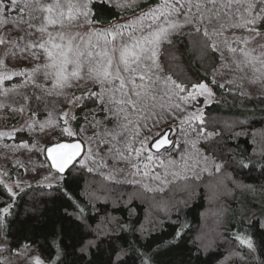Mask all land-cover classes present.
Returning <instances> with one entry per match:
<instances>
[{"label": "snow or ice", "instance_id": "obj_1", "mask_svg": "<svg viewBox=\"0 0 264 264\" xmlns=\"http://www.w3.org/2000/svg\"><path fill=\"white\" fill-rule=\"evenodd\" d=\"M95 3L96 0H0V29H6L0 34V48L4 49L3 56L0 57V84L12 81L13 77H25L23 81L10 88L0 89V96L7 97L9 94L22 96L25 104L10 107L9 110L24 114L27 109L31 122L26 121L25 125L29 131H35L37 124L41 131L46 127L60 129L59 136L54 142L48 140L38 149L46 154V161L41 167L48 170L39 183L47 182L49 188L53 187L51 182L54 180L72 178L78 171L77 165L83 169L89 160L95 162V157L100 156L101 151L111 154L114 149L112 141L128 132L129 125H132L134 134L129 136L125 143L127 155L116 149L119 160L126 161L131 156L140 157L150 148L155 149L156 155H159L161 149L168 151L167 146H175V141L171 137V127L166 128L165 125L169 124L170 119L175 118L174 110L187 112L201 97L204 98L205 104L214 100L215 92L209 83L200 80L187 85L173 79L171 75H162L160 58L163 55V46L172 45V38L175 35L198 37L196 43L204 55L219 53L221 63L218 68L213 69L212 85L217 84V75H222L221 70L226 69L229 72L240 73L239 82L226 80L219 83L221 89L233 85L236 90H240V95L251 98L248 92L241 90L244 82L264 87V51L257 54L255 49L249 48L254 40L264 36L262 31L264 0H153L151 5L141 9L132 19L123 24H111L106 28L97 27L100 21L94 18ZM99 3L101 5L115 3L119 8H135L139 0H99ZM34 12L41 15L36 17L33 15ZM35 19H40L39 27L32 23ZM21 24H27L29 29L35 28L41 33V37L36 41H25L22 36L12 39L10 36L12 28L19 30ZM9 25L12 28H9ZM73 27H87L86 35L95 36L98 41L103 38L102 50L93 51L99 44H93L91 39L84 42L83 47L80 43H75L77 37L83 40L80 33L68 34L64 31L65 28ZM52 31L56 32L55 36ZM45 34L47 39H44ZM27 35L31 36L33 33L28 32ZM109 46L113 53L118 52V61L109 53ZM260 47L264 48V45ZM36 49L42 50V62L41 56L34 51ZM225 51L228 57H225ZM9 59L35 60L37 63L30 69L17 70L12 67L10 70ZM160 83L164 86L163 93L167 97V104L156 103L158 99L156 85ZM25 88L32 89L31 96L21 91ZM261 95H264V92ZM33 100L36 102V108L32 107ZM50 103L58 107L50 109ZM40 104H43L47 111V117L43 122L31 119L38 114ZM90 104L92 107H89ZM3 107L5 105L0 103V108ZM77 109L84 110V123L80 124L79 131L71 124L78 119ZM101 112L104 114L102 120L97 118ZM132 115L137 117L135 122L130 119ZM113 119L116 121L115 131L105 126L103 133L93 131L92 135L87 134L89 129H98ZM60 121H63L62 125ZM184 123L188 124L198 138L212 142L219 137L225 141L224 147H227V139H236L243 134L234 131V125L228 123L224 125L223 130L209 132L204 112L199 107L181 120V124ZM193 124L196 126L193 127ZM153 128L159 130L153 133ZM142 129H146L148 134L142 136ZM23 130L21 127L8 133L0 131V138L6 135L11 137ZM225 131L229 133L228 136H225ZM181 132L188 135L183 127ZM108 137L110 139H107ZM133 140L140 146L134 147ZM187 143L189 142L186 141ZM196 143L197 141H192L191 146L196 148ZM17 148L32 150L29 143L24 141H21ZM217 151H220V155H217ZM207 152V149L205 151L197 149L198 158L195 166L191 168L192 178L196 180L200 179L199 173L196 172L197 167L201 173L219 175L224 173L229 164V159L224 157L219 148L211 151L210 155L206 154ZM229 152L231 153L230 149ZM259 154L264 159V148ZM146 159L152 161L154 156L147 155ZM182 159L185 158L182 156ZM101 161V166L107 167L102 156ZM231 162L241 169L252 167L251 157L243 154L237 158L235 153H231ZM168 163L175 164L176 161L169 160ZM163 165L164 161L161 160L160 166ZM131 167L137 166L132 163ZM93 170L91 167L88 168L89 172ZM261 171L264 172V164L261 165ZM144 175H148V172ZM225 175L227 179H232L231 175ZM0 176H8V173L0 172ZM105 178L114 179L111 176ZM180 178L189 179L188 176ZM154 179L160 177L156 176ZM21 183L19 180L13 184L0 179V194L6 195L13 202L0 205V227L12 214L11 209L18 195L15 189L23 191ZM246 187L255 191L251 186ZM144 189L153 190L147 185H144ZM87 195L91 197L93 194ZM65 196L67 200H73L70 193H65ZM70 206L72 211L65 208L64 215L74 220H83L85 206L80 202H74ZM186 227V223L180 225L175 239L182 238V230ZM261 227H264V224ZM144 230L142 225L141 231ZM236 239L247 249L255 250L253 239L247 234H237ZM93 246H96L95 240H84L81 242L80 252H87ZM4 250L0 248V252ZM10 251L18 258L17 264H54L50 260L42 259L39 254L33 255L31 245L28 243ZM59 254L58 247L57 257ZM124 255L125 251L122 248L113 250V256L109 257L108 264H124L122 259ZM141 256L147 257L141 259V264H151V257L147 253H141ZM0 264H6V261L0 259ZM60 264H63V261Z\"/></svg>", "mask_w": 264, "mask_h": 264}, {"label": "trees", "instance_id": "obj_2", "mask_svg": "<svg viewBox=\"0 0 264 264\" xmlns=\"http://www.w3.org/2000/svg\"><path fill=\"white\" fill-rule=\"evenodd\" d=\"M152 3L153 0H139L135 8H119L116 4L110 6L96 2L94 18L100 21L99 26H107L124 15L146 9ZM172 39V45L163 46L160 58L162 75H171L187 85L200 80L209 83L217 100L202 108L207 130H223L228 123L234 125V131L243 133L236 139H227V147L219 137L212 142L198 140L201 151L207 149L206 154L210 155L219 148L229 159L224 173L220 174L223 176L215 178L226 184V191L214 209L218 230L211 234H208L209 230L206 232L210 238L207 239L208 246H203L206 242H202L199 234L202 222L210 213L208 202L212 195L207 181L213 178L212 175L199 180H179L174 188L150 195L145 194L141 186L109 180L98 171L89 172L88 168L80 169L77 165L78 171L72 178L66 177L51 188L35 185L17 192L12 214L0 227V248L5 249L0 252V259L12 257L10 249L28 243L42 259L54 264L61 261L63 264H108L113 250L121 248L125 251L124 264H141V259L147 258L141 253L151 257V264H226L228 260L232 261L231 264H264V227H261L264 224V172L261 171L264 159L259 154L264 148V98L255 94L249 98L240 92L228 91L226 87L221 89L218 83L212 85L213 69L221 63L219 53H201L196 43L198 37L182 34ZM21 81L17 78L3 85L10 88ZM21 91L31 96L27 89ZM0 98L5 107L11 104L18 107L25 102L22 96L14 94ZM31 104L36 107L34 100ZM53 107L58 106L50 103L49 108ZM40 111L45 112L43 104H40ZM83 112V109L76 110V129L83 122ZM228 135L225 131V136ZM21 141L30 146L33 144L32 137L26 132L16 134L12 140L14 143ZM229 149L237 158L241 154L251 157L252 167L241 169L232 163ZM180 152L178 147L165 154L178 157ZM38 155L45 161L42 152L39 151ZM225 174L231 175L232 179H227ZM65 193H70L73 200H67ZM89 193L93 195L89 197ZM74 202L85 206L83 220L64 215L65 208L72 211L70 205ZM5 203L13 202L0 194V205ZM184 223L187 227L182 230V238L175 239L176 231ZM237 234L250 236L255 250L241 245L236 239ZM89 239L95 240L96 246L81 253V242Z\"/></svg>", "mask_w": 264, "mask_h": 264}, {"label": "rangeland", "instance_id": "obj_3", "mask_svg": "<svg viewBox=\"0 0 264 264\" xmlns=\"http://www.w3.org/2000/svg\"><path fill=\"white\" fill-rule=\"evenodd\" d=\"M144 1H148V0H144ZM96 2H99V0H96ZM138 14L139 12L132 14V15H124L122 18L114 22H111V24H115V23L123 24L125 21L132 19L135 15H138ZM33 15L36 17H39L41 14L39 12H34ZM25 19H27V17H25ZM32 23L36 25L37 27H39L41 21L40 19H35L32 21ZM109 25L107 26L97 25V27L106 28ZM8 27L12 28L11 25H9ZM4 31H6V29H0V34H3ZM64 31L68 34H74L76 32H79L80 36L83 37V40L81 41L80 37H77V40L75 41V43H80L82 47L85 46L84 42L88 41L89 39H91V42L93 44H96V43L99 44V47H97L96 49H93V51H100L104 47L103 38H100L98 41L97 37L95 36L89 37V35L85 34L87 32V27L65 28ZM28 32H32L33 35L28 36L27 35ZM52 34L55 36L56 32L52 31ZM10 36L12 39H17L22 36L24 37L25 41L27 40L36 41L41 37V33L37 32L35 28L29 29L27 24H21L19 30L12 28ZM44 39H47L46 34L44 35ZM117 43H119V41H117ZM260 45H264V36H261L257 40H254L249 45V48L255 49L256 53L259 54L261 51H264V48H261ZM221 47H223V45ZM34 51H36V53L41 56V62H42L43 61L42 50L36 49ZM108 51L111 55H114L115 59L118 61V55H119L118 52L113 53L111 46H109ZM3 52H4V49L0 48V57L3 56ZM224 55L225 57H228V53L226 51ZM35 63H37V61L35 60H19V61L15 59L8 60L10 70L12 67H15L17 70L22 69V68L30 69ZM221 71L223 74L217 75L216 77L218 84L223 83L224 81L229 80V79L236 80L237 82H239L238 77L240 73L229 72L226 69H222ZM17 78L22 79V81L25 79V77L17 76V77H13V80ZM163 87L164 86L162 83L156 85V89L158 92V99L156 101L157 104H160V103L167 104L168 103L167 97L164 96V93H163ZM3 88H5L4 85L0 84V89H3ZM226 88H228V91H230L229 89H232L233 92L234 91L240 92V90H236L233 85H227ZM25 89H27L30 93H32L31 88H25ZM241 90L248 92L250 95L255 94V96L264 98V95H261V93L264 92V87H262L259 84L253 86V85L248 84L247 82H244L243 88ZM216 100L217 98L215 96L214 100L211 103L205 104L204 98L201 97V98H198L197 102H195V106L192 108H189L187 112H180L178 109L174 110L175 118L170 119L169 124L165 125V127L167 128L170 126L174 132V138H175L174 149H177L178 147L181 148V152L178 157H172L171 155H167V154L155 156L149 153L148 151L140 157L131 156V157H128V160L126 161L119 160V157L116 154V149H119V151L125 152V155H127V152L125 150V143L127 142L128 137L134 134V129L132 128V125H129L128 132L124 133V135L122 136L117 137V140L112 141V145L114 146L113 152L111 154H108V153L101 151L100 156L95 157V162H93V160H89L87 162L86 168L91 167L92 169H94L92 172L98 171L99 173L103 175V177L111 176L114 178V179H109V180H115L119 182H128L129 184L131 183L134 186L135 185L141 186L142 191L145 194L146 193L150 195L152 193L162 194V192H166L169 189L174 188V186H176V184L179 183L178 182L179 180H184L180 178L181 176H188L189 178H192L191 168L195 166L196 164V160L198 158L197 149H199L198 147L199 138L196 136V133L193 132L189 128L187 123L181 124V120L185 116H187L190 112H194L197 107L202 109L203 106L210 105L216 102ZM0 101H1V98H0ZM22 104H25V102ZM64 106L66 107V105ZM10 107H14V106L11 104L10 106L0 108V131L8 133V132H12L13 129H20L21 127H23L24 130L16 132L11 137L6 135L3 138H0V172L8 173V176H0V179L6 180L9 183H13V184L15 181L19 180L22 182L21 188L23 189L28 188L29 185L31 186L42 185V186L47 187V182H44L43 184L39 183L40 181H42L43 176L47 174L48 170L47 168L41 167V164H43L45 161L40 159L41 157L40 155H38L39 153L38 149L40 146H43L45 142L48 140H52L54 142L56 137L59 136L60 129L59 127H56L55 129L46 127L44 131H41L39 128V124H37L35 131H29L25 125L26 121L31 122L30 113L27 111V109L24 112V114H19V113L11 112L9 110ZM33 108H36V107H33ZM46 117H47V111L46 110L45 112L40 111V106H39L38 114L34 117H31V119L43 122L46 119ZM103 117H104V114L102 112L98 113V116H97L98 119L102 120ZM130 119H132L133 122H135L137 120V117L135 115H132ZM53 123H55V121H53ZM83 123H84V120L82 124ZM115 123L116 121L113 119L109 121L106 125H101L98 129H89L87 134L90 136L92 135L93 131H99L103 133L105 126L115 131L116 130ZM62 124H63V121H60V125ZM71 124L75 130L79 131V129L75 128L74 121H72ZM195 126L196 124H193V127ZM182 127L184 131L188 133V135H184L181 132ZM158 130H159L158 128L152 129L153 133ZM22 132H26L30 135V137H32L33 144L30 146L32 147L31 151H29L28 149H23V148L18 149L17 145H19L20 143L12 142L15 135L18 133H22ZM147 134H148L147 130L142 129V136L147 135ZM107 139H110V137H108ZM186 141H188L189 143L186 144ZM192 141H197L196 148H193L191 146ZM132 143L134 147L140 146L136 140H133ZM150 154L154 156V159L152 161H147L146 156ZM101 156L103 157V162L107 163V167L101 166L102 165ZM182 156L187 160V163H185V159H182ZM161 160L164 161L163 166H160ZM169 160L176 161V163L169 164L168 163ZM132 163L136 164L137 167L132 168L131 167ZM145 172H148V175H144ZM196 172L199 173L200 178H202L203 176L209 175L207 172L201 173L199 167L196 168ZM173 173H177V175H173ZM156 176H159L160 179H154V177ZM217 176L221 177L223 175H220V174L218 175L214 173L212 175L213 178L207 181L208 182L207 185L210 188L209 194L212 195L211 199H209L210 202H208L209 203L208 212L212 213V215L210 216L209 215L210 213H208V215L206 216V220L202 222V227L200 229L201 232L199 235L201 236V239L203 240L202 242H206L203 244V246H208L206 245L208 244V240H207L209 238L208 234H211V232L216 233V230H218L217 228L218 226L216 222L214 221V217L217 216L215 213L216 211H214V209L218 207V202L219 200L223 198V193L224 191H226V184L225 183L222 184L218 180L216 181L215 178ZM59 182L60 180L59 181L54 180L51 183L54 186V185H57V183ZM144 185H147L148 188H151L153 190L145 191ZM214 188L216 189L214 190ZM15 190L17 192L21 191L20 189H15ZM209 228L210 229L213 228L215 231L213 230L210 231ZM208 230H209V233L207 234L206 232H208ZM32 254L35 255L38 253L35 249L32 248ZM4 260L6 261V264H17L18 258L12 255V257L5 258ZM231 263L232 261L230 260L226 262V264H231Z\"/></svg>", "mask_w": 264, "mask_h": 264}, {"label": "water", "instance_id": "obj_4", "mask_svg": "<svg viewBox=\"0 0 264 264\" xmlns=\"http://www.w3.org/2000/svg\"><path fill=\"white\" fill-rule=\"evenodd\" d=\"M171 137H172V139L175 141V138H174V136H173V130H172V132H171ZM167 147H168V151H165V150L161 149L159 155H162V154L168 153V152H170V151L174 148V146H172V145H169V146H167ZM149 153H151V154H153V155H155V156H159V155H156V154H155V149H154V148H150V149H149ZM43 155H44V158H43V159H45V161H46V154L43 153Z\"/></svg>", "mask_w": 264, "mask_h": 264}]
</instances>
